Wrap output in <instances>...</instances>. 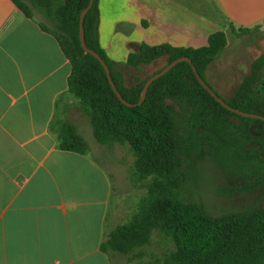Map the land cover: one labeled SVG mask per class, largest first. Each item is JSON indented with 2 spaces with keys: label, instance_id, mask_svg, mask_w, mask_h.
Returning a JSON list of instances; mask_svg holds the SVG:
<instances>
[{
  "label": "crops",
  "instance_id": "0c3cea01",
  "mask_svg": "<svg viewBox=\"0 0 264 264\" xmlns=\"http://www.w3.org/2000/svg\"><path fill=\"white\" fill-rule=\"evenodd\" d=\"M98 10L99 44L121 72L142 44L200 48L223 31L225 53L229 33H264V0H100ZM40 22L0 0V264H114L101 249L112 175L91 145L87 154L59 146L53 123L73 97L71 63ZM249 48L246 76L264 39Z\"/></svg>",
  "mask_w": 264,
  "mask_h": 264
},
{
  "label": "trees",
  "instance_id": "16d2710c",
  "mask_svg": "<svg viewBox=\"0 0 264 264\" xmlns=\"http://www.w3.org/2000/svg\"><path fill=\"white\" fill-rule=\"evenodd\" d=\"M12 1L25 16L33 18L28 3ZM31 1L56 26L55 29L39 23L43 31L56 38L71 63L68 91L90 116L96 140L127 142L136 154L134 166L138 178L153 180L139 214L129 224L112 230L101 243L102 251L110 257L109 248L118 255H126L144 243L149 232L156 228L162 239L172 240L175 246L158 264H264V202L252 209L213 216L180 195L178 139L174 112L168 101L186 103L188 128L207 136L212 155L222 165L255 176V183L244 180L239 188L243 192L263 187L264 120L243 117L222 106L199 83L188 62L179 63L154 81L142 105L126 106L115 94L102 64L81 45L80 16L90 0ZM99 2L94 0L84 20L87 46L105 60L123 98L136 104L151 76L131 86L126 84L123 73L115 68L99 44ZM227 46L228 37L223 31L213 33L208 45L200 48L142 44L139 52L129 55L127 64L139 70L161 57H167V65L189 57L207 82L208 66ZM226 102L235 109L264 117V54L252 63L250 73ZM231 117L240 119L242 126ZM233 133L242 140V151L232 146L225 148L216 141L220 138L233 141ZM58 140L64 151L80 154L90 151L89 143L69 123L61 126ZM257 166L259 172L255 170Z\"/></svg>",
  "mask_w": 264,
  "mask_h": 264
},
{
  "label": "rangeland",
  "instance_id": "374dc122",
  "mask_svg": "<svg viewBox=\"0 0 264 264\" xmlns=\"http://www.w3.org/2000/svg\"><path fill=\"white\" fill-rule=\"evenodd\" d=\"M23 1L30 5L33 14L41 22L56 29V26L49 22L46 15L41 13L31 0ZM238 36L239 40L232 33H229L231 48L222 53L219 63L210 65L211 74L208 73L207 75L206 73L209 66L205 72L207 83L226 100L231 98L230 93H233L246 77L249 61L254 56L249 47L264 39V33L260 31V28L248 33H241ZM167 63L168 59L164 57L139 70L129 68L124 69L122 73L126 84L131 86L157 73ZM240 68L241 71L238 70ZM168 104L172 106L175 116L180 162L178 181L182 185L179 193L182 198L201 206L213 216L252 209L263 203L264 174L262 176V188L252 192L240 191L239 188L244 180L247 179L255 183V176L251 173H243L231 166L222 165L212 155L211 141L207 136L198 132H191L188 128L189 108L186 103L169 100ZM231 119L235 124L242 126L240 119L236 117H231ZM64 123L76 127L112 175L114 194L107 217L106 240L112 230L118 226L129 224L139 214L143 202L147 199L149 189L153 185V180L149 178L141 181L138 178L134 166L136 154L127 142L112 140L107 143H100L96 140L91 118L82 109L75 97L69 101L61 99L59 103L53 128L59 132ZM233 135V141L228 138H220L216 141L225 148L232 146L235 150L242 151V140L235 137V133ZM255 170L259 172V167H255ZM174 249L173 241L162 239L160 231L153 228L145 242H142L128 254L118 255L110 248L109 253L114 264H158Z\"/></svg>",
  "mask_w": 264,
  "mask_h": 264
},
{
  "label": "water",
  "instance_id": "95a60500",
  "mask_svg": "<svg viewBox=\"0 0 264 264\" xmlns=\"http://www.w3.org/2000/svg\"><path fill=\"white\" fill-rule=\"evenodd\" d=\"M94 4V0H90L88 6L82 11L81 16H80V30H79V34H80V41H81V45L83 47V49L87 52L90 53L91 55H93L104 67L107 78L110 82L111 87L113 88L115 94L117 95V97L119 98V100L125 104L126 106L129 107H137L142 105V103L145 101L148 90L151 86V84L156 81L157 79H159L160 77L164 76L165 74H167L171 69H173L175 66H177L179 63L182 62H188L194 71V74L197 78V80L199 81V83L210 93V95L217 101L219 102L222 106H224L225 108H227L229 111L236 113L240 116L243 117H248V118H261L264 120V117H261L259 115L253 114V113H246L243 112L239 109H235L233 107H231L230 105H228V103L226 102V99H224L223 97H221L199 74L197 68L195 67V65L193 64L192 60L189 57H181L178 58L176 60H174L172 63L168 64L167 66H165L163 69H161L160 71H158L157 73L153 74L145 83L140 100L138 103L133 104V103H129L128 101H126L123 96L121 95L120 91L118 90L117 86L115 85V82L112 78L111 75V70L109 68V66L107 65V63L105 62V60L101 57V55H99L97 52H95L94 50L90 49L87 46L86 43V38H85V30H84V20L85 17L87 15V13L89 12V10L93 7Z\"/></svg>",
  "mask_w": 264,
  "mask_h": 264
}]
</instances>
